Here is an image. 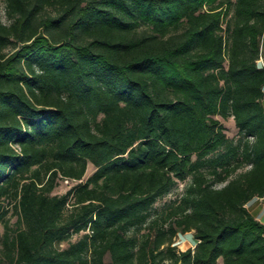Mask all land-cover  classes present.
<instances>
[{
  "label": "trees",
  "instance_id": "16d2710c",
  "mask_svg": "<svg viewBox=\"0 0 264 264\" xmlns=\"http://www.w3.org/2000/svg\"><path fill=\"white\" fill-rule=\"evenodd\" d=\"M2 1L0 264H264V0Z\"/></svg>",
  "mask_w": 264,
  "mask_h": 264
},
{
  "label": "rangeland",
  "instance_id": "374dc122",
  "mask_svg": "<svg viewBox=\"0 0 264 264\" xmlns=\"http://www.w3.org/2000/svg\"><path fill=\"white\" fill-rule=\"evenodd\" d=\"M0 18L2 21L6 22V17H5V13H4V3L2 0H0ZM257 62L259 64H263L264 65V47L261 48L260 50V55L259 58L257 59ZM264 103V101H263ZM224 127H225V131L228 135L233 136L236 133V129L233 126V122L230 118H228L227 120L222 121ZM93 170V166L91 164L87 165L86 168V172L84 174L85 178L86 176H88ZM183 184L184 182H179L178 185L167 195H165L164 197H162L161 199H159L155 205L160 206L163 202H165L166 200H169L171 198H173L174 196H176V194H178L182 188H183ZM69 187V183H65L64 181H58L57 186L53 189L54 193H62L64 192L66 189H68ZM7 216L9 217V224L10 226L14 225V222L16 220V214L12 213V210L9 209ZM3 227L0 224V233L2 232ZM76 238V236H73L72 239ZM66 243L62 242L60 244V246H64ZM174 244L176 245V248H178L179 250H183L187 247H193L195 244V240L192 236V231H187L184 233H178L175 237H174ZM218 263H220V259L218 260Z\"/></svg>",
  "mask_w": 264,
  "mask_h": 264
},
{
  "label": "crops",
  "instance_id": "0c3cea01",
  "mask_svg": "<svg viewBox=\"0 0 264 264\" xmlns=\"http://www.w3.org/2000/svg\"><path fill=\"white\" fill-rule=\"evenodd\" d=\"M246 206L257 220L264 223V197H254Z\"/></svg>",
  "mask_w": 264,
  "mask_h": 264
},
{
  "label": "built area",
  "instance_id": "2783aa9c",
  "mask_svg": "<svg viewBox=\"0 0 264 264\" xmlns=\"http://www.w3.org/2000/svg\"><path fill=\"white\" fill-rule=\"evenodd\" d=\"M64 182H65V183H67V182H68V180H67V179H64Z\"/></svg>",
  "mask_w": 264,
  "mask_h": 264
}]
</instances>
